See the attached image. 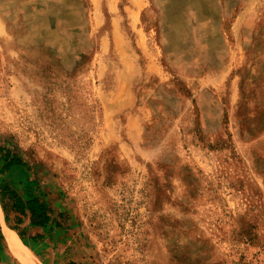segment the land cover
Masks as SVG:
<instances>
[{
	"label": "rangeland",
	"instance_id": "1",
	"mask_svg": "<svg viewBox=\"0 0 264 264\" xmlns=\"http://www.w3.org/2000/svg\"><path fill=\"white\" fill-rule=\"evenodd\" d=\"M0 147L33 263L264 264V0H0Z\"/></svg>",
	"mask_w": 264,
	"mask_h": 264
},
{
	"label": "trees",
	"instance_id": "2",
	"mask_svg": "<svg viewBox=\"0 0 264 264\" xmlns=\"http://www.w3.org/2000/svg\"><path fill=\"white\" fill-rule=\"evenodd\" d=\"M2 160L5 162L4 170L7 173L20 167H27V164L17 154H13L10 150L0 147V162ZM29 193L26 196L21 195L11 185L3 186L0 183V203L2 210L6 218L10 214L14 215L15 226L9 225V227L13 231H16L22 239L25 238V235L19 227L23 224L24 218L29 221L28 224L31 228H40L42 232L47 231L51 224L60 227V223L51 217L52 211L48 205L38 196L32 195L33 192ZM41 236L37 235L35 238Z\"/></svg>",
	"mask_w": 264,
	"mask_h": 264
},
{
	"label": "bare ground",
	"instance_id": "3",
	"mask_svg": "<svg viewBox=\"0 0 264 264\" xmlns=\"http://www.w3.org/2000/svg\"><path fill=\"white\" fill-rule=\"evenodd\" d=\"M0 219L2 223V232L5 245L10 253L20 264H36L32 262V257L27 248L23 245L17 233L5 225L3 212L0 207Z\"/></svg>",
	"mask_w": 264,
	"mask_h": 264
},
{
	"label": "crops",
	"instance_id": "4",
	"mask_svg": "<svg viewBox=\"0 0 264 264\" xmlns=\"http://www.w3.org/2000/svg\"><path fill=\"white\" fill-rule=\"evenodd\" d=\"M0 207H1V205H0ZM2 210V209H1ZM3 212V211H2ZM3 219H4V215H3ZM0 221H1V219H0ZM28 221V220H27ZM29 222V221H28ZM1 226H2V224H1ZM33 229V231H35V232H38V233H43L42 232V230L40 229V228H32ZM15 232V231H14ZM3 233V232H2ZM19 237V236H18Z\"/></svg>",
	"mask_w": 264,
	"mask_h": 264
}]
</instances>
